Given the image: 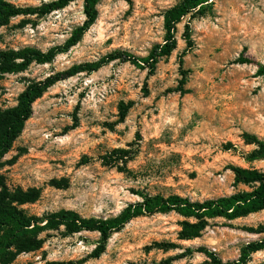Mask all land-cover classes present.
<instances>
[{"label": "rangeland", "instance_id": "374dc122", "mask_svg": "<svg viewBox=\"0 0 264 264\" xmlns=\"http://www.w3.org/2000/svg\"><path fill=\"white\" fill-rule=\"evenodd\" d=\"M16 6H41L55 0H6ZM180 0H101L99 18L82 41L53 63L31 65L0 79V108L17 104L29 84L75 64L94 62L120 49L145 57L164 40V13ZM208 12L177 25V48L158 63L153 75L130 63L113 62L98 72L80 73L57 83L33 105L26 123L0 171L10 188L40 189L33 204L20 206L42 217L61 209L83 217L117 216L140 200L134 191L151 195L178 194L204 201L250 191L234 185L228 169L236 165L264 171V161L249 163L243 156L255 149L243 135L264 140V0H210ZM83 0L46 17H15L0 27V50L31 46L47 51L62 45L85 21ZM189 24L192 48L184 39ZM250 64H237L241 56ZM186 71L184 96L180 60ZM133 102L124 121L120 105ZM227 145H233L226 150ZM132 149L127 171L103 165L114 149ZM67 181L66 188L50 185ZM175 213L132 220L112 235L106 252L85 264H158L187 247H207L224 261L239 258L245 244L262 238L243 227L264 225V211L227 222H211L200 237L179 239ZM64 228L46 231L43 248L23 253L11 264H45L90 256L100 234L82 232L65 237ZM160 244H172L166 249ZM264 260V251L249 264ZM172 264H209L200 254Z\"/></svg>", "mask_w": 264, "mask_h": 264}, {"label": "trees", "instance_id": "16d2710c", "mask_svg": "<svg viewBox=\"0 0 264 264\" xmlns=\"http://www.w3.org/2000/svg\"><path fill=\"white\" fill-rule=\"evenodd\" d=\"M76 1L78 0H55L37 7H21L6 0H0V27L9 24L10 20L15 17L49 16L55 11L65 9ZM100 2L101 0H83L86 19L62 45L54 46L47 51L31 46L18 50H0V79L5 75L22 73L33 64H51L59 55L65 54L77 46L97 22ZM210 4V0H180L175 6L166 10L163 15L165 31L163 43L154 46L145 57H137L126 50L117 49L97 61L75 64L65 71L57 72L44 80L29 84L19 95L15 106L6 109L0 108V171L6 166L13 165L14 159L5 160V157L11 151L14 142L22 134L26 123L32 118L33 105L50 88L80 73L98 72L103 67L116 61L130 63L142 70L147 69L148 75H153L161 59L170 57L177 48V25L187 16H190L191 19L205 16ZM184 39L188 49L192 48L193 40L189 24L185 26ZM235 63L250 64L251 60L242 54ZM182 67L183 60L181 58L180 73L182 80L180 86L174 91L181 92V95L184 96L190 91L183 88L187 75ZM258 75L264 77V65L259 67ZM132 106L133 102L120 105L121 121L125 120ZM243 138L246 145L255 146V149L244 155L243 158L249 163L264 161V140L249 133H245ZM232 148L233 145L226 146V150ZM134 154L135 152L132 149H114L109 155L103 157V165L116 167L119 171L126 172L127 165L134 158ZM228 169L234 175L235 186L245 185L250 187L251 190L204 201H193L189 197L178 194L151 195L138 190L134 191L133 194L140 198L139 201L128 204L117 216L109 218H87L74 210L66 209L42 217L28 215L20 206L37 202L41 197L40 189L10 188L5 177L0 174V264H11L23 253L36 252L42 249L46 240L41 238L40 235L46 231L64 228L63 234L65 237L82 232L99 233V245L90 256L80 260L45 263L85 264L89 259L100 258L106 252L112 235L137 218L175 213L184 219L180 222L179 239L193 240L200 237L202 232L214 220L223 219L231 222L264 211V171L236 165H230ZM50 185L63 189L66 188L67 181L65 179H53ZM243 230L263 237L242 246L240 256L236 260L224 262L216 252L201 246L197 248L187 247L183 253L168 257L158 264H172L195 254L205 256L209 260V264H249L253 254L264 251V225L243 227ZM160 246L166 249L175 248V245L172 244H160ZM258 264H264V260Z\"/></svg>", "mask_w": 264, "mask_h": 264}]
</instances>
